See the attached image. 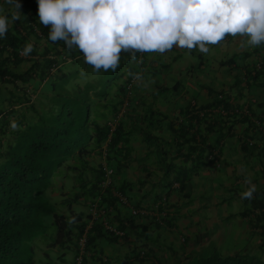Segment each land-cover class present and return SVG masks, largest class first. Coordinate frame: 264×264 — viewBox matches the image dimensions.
<instances>
[{
	"label": "trees",
	"instance_id": "obj_1",
	"mask_svg": "<svg viewBox=\"0 0 264 264\" xmlns=\"http://www.w3.org/2000/svg\"><path fill=\"white\" fill-rule=\"evenodd\" d=\"M26 1L30 4H23L28 5L30 11L10 23L6 37L0 38V84L6 89L2 96L8 102L5 107L0 105V264H66L50 260L45 250L43 257L37 255L34 237L47 232L46 244L56 246V258L64 260V248L72 252L76 248V235L82 232L89 216L82 208H87L91 202L103 208L104 219L113 229L105 228L101 219L95 218L86 234V250L94 240L93 232L124 238L129 234L127 228L136 227L135 213L127 211L122 220L115 216V201L122 202L120 195L127 199L124 193L129 187L120 184L118 179L119 170L127 165L125 161L120 162L123 158L120 143L126 131L123 117L135 109L132 103L136 80L131 83L130 78L141 73L143 56L137 53L133 60L128 53H122L115 72H95L84 62L79 50L70 51L63 41L53 43L48 39L50 29L39 22L37 0ZM6 13L11 18V11ZM29 41L33 42L34 51L25 57L21 51ZM263 68L264 55H255L247 72L254 78ZM209 92L213 94L210 102L203 105L192 99L186 104L180 113L186 118L184 122L182 117L169 121L168 128L174 129L178 136H185V151L177 145L176 152L183 153V160L189 162L186 164L168 159L165 148L157 149L162 140L157 135L147 134L148 124L160 119L158 110L145 105V112L156 116L148 119L136 115L137 121L143 123L137 127L144 134L143 140L157 145L146 153V156L154 155L162 169V177L153 182L154 187L163 190L172 186L178 193L183 192L190 177L204 163L214 161L216 167L220 166L215 161L218 148L204 145L200 149L201 140H193L201 128L210 131L218 127L226 133L233 121L240 120L246 121L251 130L242 136V146L255 144L256 135L264 138V123L260 115L251 110L249 99L242 103L247 104L249 114L230 113L234 117L229 119V113L223 115L216 108L235 106L238 109L239 105L228 101L220 90ZM254 119L260 122L257 128ZM12 123L18 127L13 129ZM220 137L219 132L216 141ZM169 173L172 175L168 178ZM57 177L61 181L58 186ZM63 181L70 184L68 188ZM74 186L77 187L73 189ZM54 191L58 192L52 195ZM161 197L159 193L155 196L159 200ZM248 203L250 208L262 209L264 200L254 197ZM73 205L81 208L75 209ZM137 206L134 203V207ZM164 217V221H155L156 228L171 227L170 214ZM48 228H52L51 232ZM182 238L181 243L185 245ZM206 251V245L200 246L184 260L176 256L175 263L264 264L244 250L225 254L216 248L210 253ZM154 253L153 248L139 247L125 263L132 264L134 259L139 264H154L150 258H144ZM74 255H71L72 260Z\"/></svg>",
	"mask_w": 264,
	"mask_h": 264
},
{
	"label": "crops",
	"instance_id": "obj_2",
	"mask_svg": "<svg viewBox=\"0 0 264 264\" xmlns=\"http://www.w3.org/2000/svg\"><path fill=\"white\" fill-rule=\"evenodd\" d=\"M3 8L5 13L12 11L8 5H3ZM239 45L240 38L229 35L222 44L210 46L208 54L179 48H173L164 55L142 54L143 62L139 70H142L140 74L148 86H139L136 81L132 103L135 109L123 117L126 131L123 134L125 139L120 141L123 146V158L120 162L125 161L127 165L124 170H119L118 179L120 184L129 188H125V193L123 192L127 196L126 200L122 198V202L115 201V216L121 220L127 215V211H137L134 217L136 227L127 228L129 234L124 238L105 237L93 232L95 237L89 244L83 264H126V259L139 247L154 249V255L144 257L150 258L154 264H176V256L184 260L193 250L206 245L210 239L215 240L216 247H219L224 235L221 231L225 232L224 226H234L230 231V234L233 233V246L228 252L248 251L264 262V203L261 204L262 209L250 208L249 200L244 203L241 199V194L247 188L244 180L250 176L257 186L254 197L264 200V138L259 139L256 135V145L242 146V136L251 130L246 121L240 120L233 121L226 133L223 128L212 127L210 131L201 128L193 140H201L198 144L200 149L204 145L206 148L213 146L219 149L215 153V161L222 165L220 171L224 177L219 178L217 185L208 181L210 195L207 193L208 189L202 192L201 185L206 186L203 177L216 171L214 161L204 163L200 167L201 172L194 173L188 181V187L178 193L172 186L163 189L165 191L153 186V182L162 177V169L155 156H146V153L157 145L150 141L148 144V140L144 141V134L137 129L143 123L137 121L136 115H144L148 119L156 116L154 113L147 114L145 105L153 111L158 110L160 119L148 124L147 134L157 135L162 140L157 149L165 148L168 159L186 164L189 162L183 160V153L176 152L177 145L185 151V136H178L168 125L172 118L182 117L180 113L190 100L194 99L204 105L213 98L209 91L220 90L231 103L240 105L249 99L251 110L259 114L264 122V68L254 78L247 72L255 55H264V45L245 50L240 49ZM40 47L41 45L38 49ZM0 91L6 92L3 84H0ZM7 103L3 99L0 105L5 107ZM184 119L186 120L182 117L183 122ZM219 132L221 137L216 141ZM193 161H197V158H193ZM171 175L169 173L168 178ZM193 191L202 192L203 195H192ZM158 193L162 194L160 200L155 198ZM204 198L207 199L206 202L203 201ZM134 203L138 206L134 207ZM167 214L172 217L171 227L156 228L155 221H164ZM230 218H233V222H230ZM182 237L186 241L185 245L181 243ZM243 239V243H237ZM69 253L71 256V249ZM168 255L172 259L166 262ZM63 258L64 260L58 258V262L67 263L70 257ZM132 261V264H139L137 260Z\"/></svg>",
	"mask_w": 264,
	"mask_h": 264
},
{
	"label": "clouds",
	"instance_id": "obj_3",
	"mask_svg": "<svg viewBox=\"0 0 264 264\" xmlns=\"http://www.w3.org/2000/svg\"><path fill=\"white\" fill-rule=\"evenodd\" d=\"M37 3L39 22L50 29L48 39L53 43L63 41L70 51L79 50L84 62L95 72H115L122 53H128L133 60L137 53L164 55L173 48L208 54L210 46L222 44L229 35L240 38L242 50L264 45V0H37ZM3 5L12 9L11 19ZM19 9V0H0V38L6 37L10 23L20 20ZM33 51L34 44L29 41L21 55L27 57ZM134 80L139 86H148L139 73L130 78L131 83ZM243 106L247 108V104L241 103L238 109ZM219 108L216 110L220 111ZM233 114L229 113V119ZM11 126L18 127L16 123ZM244 183L247 188L241 199L252 200L257 186L250 176ZM82 209L88 214L87 208ZM131 212L137 213L135 209ZM88 217L82 232L76 235L72 254L79 251L77 240L82 233L84 247L87 244L86 234L93 223L88 224ZM83 253L86 255L88 250L84 248ZM53 261L58 262L57 258ZM82 261L81 255L80 264ZM66 264H73L72 258Z\"/></svg>",
	"mask_w": 264,
	"mask_h": 264
},
{
	"label": "rangeland",
	"instance_id": "obj_4",
	"mask_svg": "<svg viewBox=\"0 0 264 264\" xmlns=\"http://www.w3.org/2000/svg\"><path fill=\"white\" fill-rule=\"evenodd\" d=\"M22 1V3H21V5H20V9H19V11H20V13H21V16H24V15H26L29 11H30V9L28 8V5H24L23 3H27V4H30V1L29 2H27L26 0H21ZM4 94V91H0V96H2ZM222 168V165H220V166H218V167H215L214 169H216V171L213 173V174H209V175H206L205 177H203V179H205L203 182H204V184L206 185L205 187H203L204 185H201V187H202V192H205V190L206 189H208V185H207V183H208V181H212V184H214V185H217L218 184V182L220 181V177H224V174H223V172H221L220 171V169ZM198 171H200L201 172V170H200V167H199V169H198ZM59 183H61V181H60V179H59V177H57V182H56V186H58L59 185ZM63 185H65V187H67L68 188V186L70 185L69 183H64V181H63ZM77 186H74V188L73 189H75ZM66 188V189H67ZM198 188V187H197ZM57 192L58 191H54V192H52V195L53 194H57ZM195 191H193V193H192V195L194 194H197V195H203V193L201 192V193H198V191H197V193H194ZM207 193H208V195H210L211 194V190L210 189H208L207 190ZM55 197H57L58 198V195L57 196H55ZM56 198V199H57ZM206 200L207 199H205L204 198V202H206ZM236 202V201H235ZM236 204H238L237 202H236ZM239 204H241V203H239ZM73 207H75V209H79V208H81L80 206H75V205H73ZM230 222H233V218H230ZM236 226H238V223H236ZM234 226H232V227H225L224 226V229H225V232H223V231H221L224 235L222 236V241H223V243H221L220 241V246L219 247H216V245H215V240H212V239H210V240H208V243L206 244V253L208 252V253H210L211 251H214V249L216 248L221 254H225V253H228V251H230V250H232V249H230L233 245V243H232V238H233V233H231L230 234V231H231V229L233 228ZM48 230L50 231V230H52V228H48ZM212 231H214V228H212L211 229ZM211 231V232H212ZM51 232V231H50ZM47 232H46V235L45 234H43V233H39V235H37V236H35L34 237V240H35V242H36V247H37V249H38V253H37V255H39V256H41V257H43V254H42V251L43 250H45V251H47L48 252V255H50L49 256V258H52V260H56V250H57V247L55 246V247H51V246H49L48 244H46V241L48 240V237H47ZM232 237V238H231ZM244 242V239L243 240H238L237 241V243L238 244H240V243H243ZM228 243H230V244H228ZM232 243V244H231ZM39 244H41V249L39 248ZM211 245H213L214 247H212ZM40 249V250H39ZM58 251H59V249H58ZM64 251H66V253H65V257H70L67 261L68 262H71V256H69V249H67L66 250V248H64ZM75 251L77 252V250L75 249ZM36 255V256H37ZM86 255H85V253H83L82 254V259L84 260V257H85ZM170 258L172 259V257H171V255H168V257H167V260H166V262L168 261H170ZM83 262V261H82Z\"/></svg>",
	"mask_w": 264,
	"mask_h": 264
},
{
	"label": "built area",
	"instance_id": "obj_5",
	"mask_svg": "<svg viewBox=\"0 0 264 264\" xmlns=\"http://www.w3.org/2000/svg\"><path fill=\"white\" fill-rule=\"evenodd\" d=\"M219 110L221 111L222 114L233 113V112L249 114L248 109L245 106H243L240 109H237L236 107H233V108L231 107L229 109L221 107V108H219ZM254 121L256 122L257 127H259L258 125H260V122H258L255 119H254ZM260 129H262V127H260ZM98 206L99 205L96 202H91V204L87 207V211H88V214H89L88 224H90L95 218H100L101 222L103 223L105 228L113 229V227H111L110 224L107 223L106 220L104 219L103 208L102 207H98ZM84 243H85V234L82 233L78 237V240H77L79 251L74 256L73 264H80L81 255H82V253L84 251Z\"/></svg>",
	"mask_w": 264,
	"mask_h": 264
}]
</instances>
